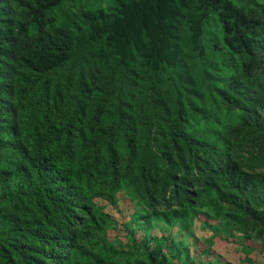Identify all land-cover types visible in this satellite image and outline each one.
Returning a JSON list of instances; mask_svg holds the SVG:
<instances>
[{"label": "trees", "instance_id": "16d2710c", "mask_svg": "<svg viewBox=\"0 0 264 264\" xmlns=\"http://www.w3.org/2000/svg\"><path fill=\"white\" fill-rule=\"evenodd\" d=\"M83 1L0 0V264H118L87 252L83 226L96 197L114 200L129 180L157 220L159 204H177L173 217L185 225L194 194L215 192L235 220L264 231V0ZM70 61L79 74L53 84ZM141 72L164 130L137 106ZM165 73L178 82L173 111L160 90ZM244 131L259 135L258 150L240 161L234 139ZM153 133L150 150L139 144ZM148 223L149 264H231Z\"/></svg>", "mask_w": 264, "mask_h": 264}, {"label": "rangeland", "instance_id": "374dc122", "mask_svg": "<svg viewBox=\"0 0 264 264\" xmlns=\"http://www.w3.org/2000/svg\"><path fill=\"white\" fill-rule=\"evenodd\" d=\"M78 4L81 9H92L97 6L106 8L111 4V0H86ZM184 49L190 73L193 79L198 82V87L205 93L207 88L199 86V81L203 78L200 73L201 68H198L195 61L192 62L187 56L192 49L190 47ZM85 54L83 52L78 58V61L83 64L86 62ZM78 74V64L70 61L61 69L53 72L50 80L53 84L57 83L65 86L67 77H75ZM167 76L165 73L164 78H166L160 85V90L162 97L168 103L171 111H173L177 107L178 96L175 94H177L178 82L174 76L172 77H174L175 82L173 80L169 81ZM120 82V77H117L114 85H119ZM146 85L145 73L141 72L137 77L136 96L139 97L137 106L141 105V113L143 114L144 112V116L151 119L156 131L157 129L164 130L166 125L165 121L161 119L163 116L161 108L153 109L150 102L144 98L146 94H141V91L144 92L146 89ZM123 88L128 90L130 87L127 84H123ZM168 90H171V94L165 97L163 94L168 92ZM209 100L212 101L211 99ZM140 101L143 103H139ZM260 112L264 115V111ZM224 114L222 113L220 117H229L228 114ZM192 125L197 132L213 137L212 132H207L208 124L205 120H195ZM211 127L214 128L215 126L211 125ZM156 135L153 133L150 137H144L140 134L138 136L139 144L150 147V150ZM258 137L259 135L256 133H246L244 131L234 139L236 156L240 161L246 160L252 152L258 150ZM142 155V159L138 161L139 164L149 161L145 160V157L149 155L148 151H145ZM135 166L133 174L137 172ZM256 171L264 172V167ZM193 200L194 202L190 206V214L185 225H182L179 218L173 217L174 209L179 208L177 204L170 208L159 204L157 210L161 219L157 220L149 215L152 209H149L138 198L133 182L129 180L116 191L114 200H110L105 196L96 197L92 214L86 215L88 221L83 226L84 238L82 245L87 249V252L97 254L118 264H140L141 262L149 264L150 260L147 250L142 242L147 235L144 228L151 226L148 223L150 222V224L155 225L154 234L162 236L172 231L174 239L184 242L192 251L196 248H208L231 264H264V252L261 249L262 245H264V231L259 222L243 226L232 217V214L237 212L236 208L219 200L215 192H209L206 195L204 192L201 197L194 194ZM259 210L264 212V206L259 207ZM136 212H138L140 226H136V229L132 231V215ZM167 214L172 216V224L167 221ZM84 259L91 263L93 256H84Z\"/></svg>", "mask_w": 264, "mask_h": 264}]
</instances>
